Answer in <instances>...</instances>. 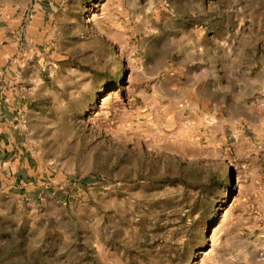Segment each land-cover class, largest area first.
<instances>
[{"label": "rangeland", "instance_id": "374dc122", "mask_svg": "<svg viewBox=\"0 0 264 264\" xmlns=\"http://www.w3.org/2000/svg\"><path fill=\"white\" fill-rule=\"evenodd\" d=\"M0 95V264H264V0H0Z\"/></svg>", "mask_w": 264, "mask_h": 264}, {"label": "crops", "instance_id": "0c3cea01", "mask_svg": "<svg viewBox=\"0 0 264 264\" xmlns=\"http://www.w3.org/2000/svg\"><path fill=\"white\" fill-rule=\"evenodd\" d=\"M1 98H2V96L0 95V105L2 104ZM246 104L247 103H245V105ZM240 108H241V112L239 114H241V116H243L242 117L243 118L242 122L245 123L243 125L242 129L240 130V135L241 136H244V135L246 136L247 133H254V132L262 133V132L259 131V127H258L259 124H258V121H257L258 115H260L259 112L251 111L250 114H248V113L245 114L243 110L246 109V108L244 106H240ZM247 116H251V117H254V118L256 117V119L254 121H249L250 119H247ZM260 121H262V120H260ZM260 121H259V123H260Z\"/></svg>", "mask_w": 264, "mask_h": 264}]
</instances>
